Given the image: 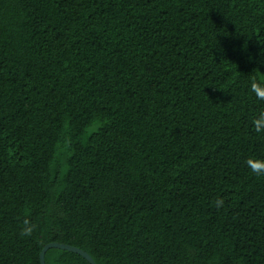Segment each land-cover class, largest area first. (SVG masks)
Masks as SVG:
<instances>
[{
	"label": "trees",
	"instance_id": "trees-1",
	"mask_svg": "<svg viewBox=\"0 0 264 264\" xmlns=\"http://www.w3.org/2000/svg\"><path fill=\"white\" fill-rule=\"evenodd\" d=\"M253 77L264 0H0V264H264Z\"/></svg>",
	"mask_w": 264,
	"mask_h": 264
},
{
	"label": "clouds",
	"instance_id": "clouds-1",
	"mask_svg": "<svg viewBox=\"0 0 264 264\" xmlns=\"http://www.w3.org/2000/svg\"><path fill=\"white\" fill-rule=\"evenodd\" d=\"M251 90L257 96L258 99L264 100V83L259 82L253 77L251 81ZM253 127L258 133L264 134V111L257 113L252 120ZM245 165L250 171L257 177H264V159L249 157L245 161ZM218 204H223L220 200ZM23 227L21 228V236H31L34 230V225L30 223L28 219L23 221Z\"/></svg>",
	"mask_w": 264,
	"mask_h": 264
},
{
	"label": "water",
	"instance_id": "water-1",
	"mask_svg": "<svg viewBox=\"0 0 264 264\" xmlns=\"http://www.w3.org/2000/svg\"><path fill=\"white\" fill-rule=\"evenodd\" d=\"M50 249H60V250H64V251H69V252L75 253V254L83 257L84 259H86L89 262V264H96L94 262V260L92 259V257L88 253H86V252H84V251H82V250H80L78 248L71 247L69 245H62V244H59V243H52V244L46 245L44 247V249H43V251L41 252V255H40V263L41 264H46L45 263V256H46V253Z\"/></svg>",
	"mask_w": 264,
	"mask_h": 264
}]
</instances>
